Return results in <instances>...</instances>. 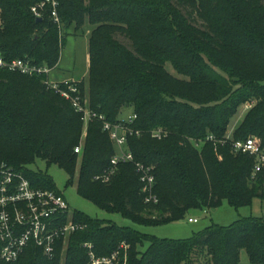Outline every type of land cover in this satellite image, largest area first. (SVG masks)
I'll use <instances>...</instances> for the list:
<instances>
[{
    "label": "trees",
    "instance_id": "trees-1",
    "mask_svg": "<svg viewBox=\"0 0 264 264\" xmlns=\"http://www.w3.org/2000/svg\"><path fill=\"white\" fill-rule=\"evenodd\" d=\"M41 1L0 0V56L53 69L62 32L93 26L86 102L84 81L71 84L82 104L110 124L122 123L121 110L132 109L136 119L124 123L140 134L128 136L127 148L134 162L153 168L158 203L144 204L133 163L119 164L106 184L95 180L110 167L115 148L102 122L85 125L71 102L48 87L46 75L0 70V162L32 187L51 191H56L52 180L28 167L36 160L55 165L72 184L80 162L77 194L138 225L170 224L190 210L216 209L224 201L235 209L264 202V169L252 178L254 158L232 149L233 142L250 136L264 146V0H60V29L47 13L36 21L31 7ZM193 15L201 27L191 21ZM249 102L255 104L228 137L231 120ZM157 129L166 137L152 138ZM146 208H155V215L146 216ZM72 221L82 228L68 237L64 254L62 241L52 259L31 244L16 262L0 264H89L90 252L109 257L122 243L128 246L125 264H196L192 258L239 264L241 251L251 264H264L261 219L212 224L177 241L80 212Z\"/></svg>",
    "mask_w": 264,
    "mask_h": 264
},
{
    "label": "built area",
    "instance_id": "built-area-1",
    "mask_svg": "<svg viewBox=\"0 0 264 264\" xmlns=\"http://www.w3.org/2000/svg\"><path fill=\"white\" fill-rule=\"evenodd\" d=\"M60 0H42L31 7V13L36 19H41L44 14L59 27L58 7ZM6 69L18 72L22 75H48L52 70L46 66H34L28 61L15 59L5 61L0 56V70ZM47 85L54 92L69 100L76 112L82 114V120L86 125L93 119L102 122V129L108 134L116 153L110 160V167L101 175L95 177L96 181L108 183L117 172L119 164L133 163L135 172L141 183L143 202L146 205H156L157 196L153 193L155 178L153 168L134 162L132 153L127 148L128 136H139L138 131H133L126 124H131L136 116L132 115L127 121L110 124L93 112H90L86 103L82 104L81 97L76 87L71 83H55ZM126 124H125V123ZM166 132L157 129L151 132V137L161 140L166 137ZM212 140V137H207ZM200 142L195 146L198 147ZM235 153L245 154L254 158L255 164L252 178L264 169V146L256 137L238 140L232 143ZM81 146L75 148L79 153ZM189 223H197L196 219H189ZM82 227L72 221V214L63 195L56 191L44 190L32 187L31 183L22 173L16 172L4 162H0V260L5 263L16 262L29 245L39 248L43 256L52 259L55 256L56 245L64 242L75 231ZM91 248L90 245H85ZM123 253V264L126 263L127 246L120 248ZM89 264H119L122 257L120 250L113 252L109 257L96 258L90 252Z\"/></svg>",
    "mask_w": 264,
    "mask_h": 264
},
{
    "label": "rangeland",
    "instance_id": "rangeland-1",
    "mask_svg": "<svg viewBox=\"0 0 264 264\" xmlns=\"http://www.w3.org/2000/svg\"><path fill=\"white\" fill-rule=\"evenodd\" d=\"M193 19L191 20L197 27H201V23L196 20V16L193 15ZM93 26L89 24H85L80 30L77 32L74 31V27H70L68 31H63L61 35V45H60V56L57 66L54 67L49 74L47 75V81L50 84L55 83H76L80 81H84L85 83V92L84 99L85 102L88 100V87H87V77L89 72V57H88V44L89 38L92 32ZM119 42L123 45L127 46L131 49L130 42L123 36L117 35L115 37ZM166 71L177 77L176 72L173 70L170 64L165 65ZM255 104V102H249L241 106L235 115V117L231 120V123L227 129V136L230 137L232 131L236 129L245 114L250 110V108ZM133 111L131 108H124L121 110L118 119L127 121L130 117H132ZM85 132H83L84 138ZM256 137V136H250ZM116 151V148H115ZM80 162L77 164V169L75 171L72 184L69 183V176L57 166L52 165L47 167L45 162L42 160H36L34 164L28 167V169L33 172H40L46 176H48L59 193H61L69 207L70 214L74 212H80L89 218L98 219V220H107L114 223L118 227H126L133 230H136L142 234H146L149 236H153L157 239L162 240H187L192 238L195 234H198L204 231L207 227L212 224L220 226V227H228L233 223L237 222L240 219H261L264 220V202L260 200H254L251 205L242 207L239 209H235L228 205L226 201L222 203V205L216 209L212 210H204V209H196L190 210L184 219L173 222L166 225L161 226H145L138 225L130 220L124 219L120 214H113L105 212L95 205H93L90 201H87L81 198L77 194V177H78V166ZM155 208H146L145 215L146 216H154ZM196 219L198 222L195 224H189L187 220ZM127 246L125 243L120 244L115 251L122 250L121 246ZM67 246V240L62 244V254H64ZM148 247V243H144L139 250L144 251ZM128 248V246H127ZM114 251V252H115ZM124 252V250H123ZM96 258H104L98 257ZM196 264H201L200 261H196L195 258L191 259ZM239 264H251L248 260L247 254L245 251H241Z\"/></svg>",
    "mask_w": 264,
    "mask_h": 264
},
{
    "label": "crops",
    "instance_id": "crops-1",
    "mask_svg": "<svg viewBox=\"0 0 264 264\" xmlns=\"http://www.w3.org/2000/svg\"><path fill=\"white\" fill-rule=\"evenodd\" d=\"M189 219H191V218H189ZM189 219H188V220H189ZM188 220H187V222H188ZM197 222H198V221H197ZM188 223H189V222H188ZM189 224H195V223H189Z\"/></svg>",
    "mask_w": 264,
    "mask_h": 264
},
{
    "label": "water",
    "instance_id": "water-1",
    "mask_svg": "<svg viewBox=\"0 0 264 264\" xmlns=\"http://www.w3.org/2000/svg\"><path fill=\"white\" fill-rule=\"evenodd\" d=\"M36 21H40V19L38 18Z\"/></svg>",
    "mask_w": 264,
    "mask_h": 264
}]
</instances>
